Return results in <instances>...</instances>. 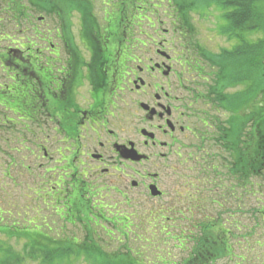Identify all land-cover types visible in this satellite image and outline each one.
Segmentation results:
<instances>
[{
	"label": "flooded vegetation",
	"instance_id": "flooded-vegetation-1",
	"mask_svg": "<svg viewBox=\"0 0 264 264\" xmlns=\"http://www.w3.org/2000/svg\"><path fill=\"white\" fill-rule=\"evenodd\" d=\"M117 21L104 17L106 34L94 44V35L86 37L91 26L72 17L57 44L54 34H35L42 47L5 51L9 58L0 59V233L24 248L36 222L33 201L71 215L74 221L59 215L63 230L76 227L80 205H104L110 192L122 199L110 208L118 215L137 216L148 204L151 216H169L185 202L173 196L178 189L168 188L166 172L176 186L184 176L179 191L192 198L188 177L211 169L216 154L206 148L216 147L221 115L198 112L207 99L197 89L210 75L201 76L196 59L182 52L176 32L159 34L153 24L152 33L139 28V38ZM35 170L41 195L33 194Z\"/></svg>",
	"mask_w": 264,
	"mask_h": 264
},
{
	"label": "trees",
	"instance_id": "trees-1",
	"mask_svg": "<svg viewBox=\"0 0 264 264\" xmlns=\"http://www.w3.org/2000/svg\"><path fill=\"white\" fill-rule=\"evenodd\" d=\"M156 1L160 4L163 2V0ZM100 2L104 6V17L109 10L118 15L119 28L128 29L129 35H134V28L144 27L145 20L151 19L145 16L146 14H154L156 9L160 8L155 4L146 5L147 7L144 8L143 6L148 4L149 0H101ZM0 3H2L1 9L9 13L18 25H22L28 18L35 19L37 14L53 19L55 31L36 30L39 35L46 33L60 35L64 30H69L71 27L69 19L72 17L80 18L85 27L91 26L90 31H86L88 39L94 35L96 39L93 41H99L101 36L106 34V27H103L96 17V3L93 0H0ZM165 8L167 9L164 12H174L172 16L175 18L174 26L179 25V29H186L187 34H191L188 20L191 14L205 18L209 12H216L219 22L218 33L226 38L231 46L221 49L219 53L204 54L206 60L211 62V67L215 69L208 74L205 73L206 71L201 73V75H210V82L204 91L206 103L225 118L218 122L215 129L217 140L214 142L217 153L221 151L223 156L216 155L215 162L218 164L211 166V169L214 170L216 178L222 175L225 179L229 177L241 189H246L248 182L254 180H261L264 184V0H166ZM25 32L23 29L20 34ZM2 33H4L2 34L4 39L9 35ZM74 40L75 38L67 39V42L73 43L74 49H79ZM183 43L186 45L185 38ZM91 45L95 48V45ZM17 46L18 48L0 50V59L9 58L5 55V51L38 49L28 38L26 43H17ZM220 169L225 172L222 173ZM199 176L201 175L198 174L196 179ZM212 192L215 191L212 190ZM249 195H256V192ZM213 196L212 193L209 199L212 201L208 206L212 211L223 207L221 201ZM259 202L264 205V201L259 200ZM213 206L215 208H212ZM80 208L76 226L81 225L86 232L83 240L76 236L54 239L49 236V233H45V230L34 229L31 246L24 248L23 253L10 247H1L0 264H60L75 258H82L89 264H215L221 258L231 256L236 259L237 257L232 244L236 238L235 230L240 231L236 227V222L231 221L232 224L227 227V223L221 221V216H215V213L213 215L204 213L206 218L212 216L217 219L200 223L199 231L194 230L197 236H194L192 231L187 232L186 229L180 228L179 225L176 228V216L193 218V215L189 214H193L195 210L206 211V207L194 205L186 216L183 211H175L169 216L157 214L153 217V223L150 226L159 228L161 236L169 237L174 242V248L188 253L179 262H173L160 255L163 249H160L159 241L155 239L156 233L152 231H149V238L142 236L146 242L142 250L155 252L154 257L157 260L151 262L143 256L144 251H141V256H134L133 250L129 249L131 240L129 235L133 224L130 217L120 213L118 215L115 210L113 211L116 213L107 212L104 205H99L95 201L89 209L81 205ZM241 208L244 207L240 206ZM258 208L255 214L264 215V207L258 206ZM61 212L65 215L63 217L74 221L71 215L66 216L64 210ZM251 212L253 213L254 210ZM91 216H97L103 222L101 229L112 231L110 224L115 231L128 235L124 242L126 243L124 252L108 253L100 249L96 241L99 239L98 233H104L105 237L106 233L102 230L98 232L91 230V226L85 223V220ZM176 231L180 234L176 235ZM140 237L141 235H138V238ZM105 239L107 241V238ZM187 242L190 244L188 245ZM166 257L171 256L167 254ZM243 259L245 260L244 257Z\"/></svg>",
	"mask_w": 264,
	"mask_h": 264
},
{
	"label": "rangeland",
	"instance_id": "rangeland-1",
	"mask_svg": "<svg viewBox=\"0 0 264 264\" xmlns=\"http://www.w3.org/2000/svg\"><path fill=\"white\" fill-rule=\"evenodd\" d=\"M95 5V14L99 22L103 25L104 24V14H103V3H101V0H93ZM157 5L160 8L156 9L155 15L153 14H146L145 16L151 17L154 19V21L157 23V27L159 26V21H162L164 23L163 29L166 30H172V25L170 23V20L168 19V15H164V11L167 9L165 8L166 4H161L156 0H149V3L145 4L143 6L144 8L149 5ZM2 5V3H0ZM147 5V6H146ZM5 10H2L0 7V50L4 49H13L18 48L17 43H26L27 38L31 39L36 47H42L43 43L37 39L36 30L37 31H55V21L53 19H47L42 14L35 15V19H27L26 21H23L22 25H18L9 13H5ZM113 11V9H112ZM155 11V10H154ZM171 15L174 14L173 11L170 13ZM169 14V15H170ZM209 15L205 17V19L201 18L199 19L198 16L190 15L189 16V23H190V31L191 34L186 33V29L182 30L183 33L188 37L186 40V47L184 49H181L182 52H185L188 57L194 58L196 55V64H197V70L205 71V66L203 65V62H205V58H203V52L205 54L206 51L211 52H219L223 48H230V44L227 43L225 38L218 36L215 31V25L218 23L217 14L216 12H209ZM116 15L111 12L110 10L105 13V18L107 21L113 19ZM153 16V17H152ZM39 17H44V21L40 22L38 21ZM215 18V19H214ZM150 22V21H149ZM147 20H145L144 23V33L146 32H152L151 25L149 24ZM26 24V25H25ZM161 25V24H160ZM177 28L179 29V25H177ZM25 29V34H20V31ZM181 30V29H180ZM2 32H5L6 34H9L7 38H2ZM134 36L141 37L139 28H134L133 30ZM162 33V31H161ZM139 35V36H138ZM145 38V37H144ZM165 38L169 39L168 36ZM181 36L177 35V40H179ZM257 38V37H256ZM8 39V40H7ZM24 41V42H23ZM57 38L54 37V43L57 44ZM203 48V50L201 49ZM207 64V63H206ZM208 71V72H207ZM205 73H210L211 69H208ZM2 69L0 68V82H5ZM206 81V80H205ZM199 86L197 89H199L202 93L206 94V92H203L205 89V85L208 84L207 82H203V80L198 81ZM197 86V85H196ZM198 112H209L215 114L217 116V112L215 109H212L210 105L205 103H199L198 104ZM197 142V141H195ZM207 150L213 151L218 156H223L221 151L217 153L216 149L212 147H207ZM35 153L33 152V156ZM208 156V155H207ZM38 157H41V154H38ZM199 160H202L201 157H198ZM205 160V159H204ZM40 161V160H39ZM198 162V160H196ZM208 164V163H207ZM221 172H225L224 170L220 169ZM40 172L34 171V176L32 179L33 182V194H40V190L42 185H40V179L39 174ZM205 175L195 178L196 175L191 174L190 177H188V183L187 186L191 185L192 191L190 192L192 194V198L189 197V194H184L179 191L181 183L185 182L184 176H178L177 177V186L174 184V179L172 175L170 174V169L166 172L165 178L167 176H171L168 178L167 185L168 188L177 187L178 191L173 195L175 197H178V200L181 198L183 203H179L178 205L180 208L177 207V210L183 211V214L190 212L188 209H192L194 205L206 207L207 210L204 211L201 210H195L189 215H193V218L186 217H180L176 216V228L179 225L180 228L186 229L187 232L192 231L194 236H197V233H195L194 230L199 231V224L202 222H205L207 220H216L217 218H206L204 213H208L209 215H213L215 213L216 215L221 216V221L223 223H227V227H229L231 221L236 222L237 226L240 231L235 230V236L236 238L233 240L232 244L234 247V254L237 255L236 259L234 257H226L221 258L218 260L215 264H264V215L255 214V211H258V206L261 208L264 207L263 204L259 202V200L264 201V184L261 180H254L253 182H248L246 189H241L240 186L235 184V182L230 178H224L222 176H218L217 179L215 176H212V172L207 168L204 170ZM210 181V183L208 182ZM261 181V182H260ZM101 185V184H100ZM185 185V186H186ZM215 191V192H212ZM214 194L213 197H217L223 204L222 208H216V210L212 211L210 207V196L212 193ZM256 195H249L250 193H254ZM183 194V196H180ZM108 199L104 200V206L106 207V211L109 212L110 208L114 209L115 203H119L120 196L114 192H110V194H107ZM172 196V197H173ZM134 197V196H133ZM171 197V198H172ZM40 200V198H37ZM134 199V198H132ZM20 198L18 199L19 202ZM122 200V199H121ZM17 202V203H18ZM51 202V201H49ZM23 203V202H21ZM140 204V203H139ZM138 204V205H139ZM245 204V205H244ZM113 205V206H112ZM240 206L244 207L240 209ZM56 207V206H55ZM146 208L143 209L139 215L132 216L131 212L133 213V210H128L127 212H123L124 216L130 217L132 221V230L130 232V245L129 249L131 248L132 254L140 255L141 251H144L143 256L148 258L149 260L156 261L157 258L154 257L155 252L152 251H145L144 246L146 242L144 241L143 237L149 238V231H152L156 233V240L159 241V247L163 251L160 253L164 258L170 259L173 262H179L181 259H183L185 256L188 255L187 252H182L174 248V242L166 236H161L159 234L160 229L159 228H152L150 224L153 223V217L151 216V207L150 205L146 204ZM212 208H215L213 206ZM254 210L252 213L251 211ZM24 212V211H23ZM151 212V213H150ZM113 213H116L113 211ZM59 215H64L61 210L58 211ZM56 214L55 210H53V206L50 204L49 208L46 207L44 202L42 201H33L32 203V213L29 214V217L33 216V221L35 220L32 225H30V228L32 229V232H35V227H38L41 229V231L45 230V233H49V236L52 238H58L61 239L62 237L70 238V237H79V239L83 240L86 236V232L82 229L81 225L80 227L76 226L73 227L71 225H68L67 228L64 230L62 229V226L64 225L63 220H61L60 216ZM6 218H8L7 215H4ZM65 216V215H64ZM203 216V217H201ZM209 217V216H208ZM17 218V217H16ZM21 218V217H20ZM85 223L88 226H91V230L93 231H99L102 230L106 233V237L104 233H98V238L96 239L98 245L101 247L100 249H103L104 251L108 253H117V252H124L126 249V239L128 238L127 234H121L120 231H115L113 227L109 224L111 229L104 230L101 229V226L103 225V222L100 221V219L97 216H91L89 219L85 220ZM175 225V223H174ZM232 227V226H230ZM100 228V229H99ZM152 228V229H151ZM233 228V227H232ZM38 229V230H39ZM50 229V230H49ZM39 231V232H41ZM175 232V231H174ZM177 232V231H176ZM180 234L177 232L176 235ZM138 235H141L140 238H138ZM188 235V234H185ZM143 236V237H142ZM162 237V239H161ZM107 238V241L106 239ZM129 238V239H130ZM109 240V241H108ZM122 240V241H121ZM0 241L1 245L5 246L7 245L10 247V249H13L17 252L23 253L24 250V242H19L17 238H15L13 235L7 234V233H0ZM111 241V242H110ZM192 241V240H191ZM188 245L190 242H187ZM192 244V243H191ZM7 247V248H8ZM167 250V251H164ZM167 254H169L171 257H166ZM141 256V255H140ZM245 258V260L243 259ZM125 257H123L124 259ZM32 264V263H31ZM35 264V263H33ZM60 264H89L88 262L84 261L82 258H75L71 261L67 262H61Z\"/></svg>",
	"mask_w": 264,
	"mask_h": 264
},
{
	"label": "bare ground",
	"instance_id": "bare-ground-1",
	"mask_svg": "<svg viewBox=\"0 0 264 264\" xmlns=\"http://www.w3.org/2000/svg\"><path fill=\"white\" fill-rule=\"evenodd\" d=\"M216 160H217L216 156L212 157V159H211V164L212 165H210V166H216L218 164L217 162H215Z\"/></svg>",
	"mask_w": 264,
	"mask_h": 264
}]
</instances>
